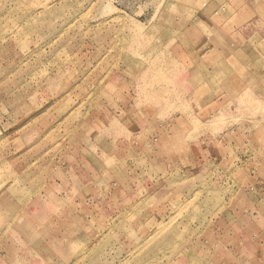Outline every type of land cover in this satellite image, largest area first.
I'll return each instance as SVG.
<instances>
[{
	"label": "rangeland",
	"instance_id": "obj_1",
	"mask_svg": "<svg viewBox=\"0 0 264 264\" xmlns=\"http://www.w3.org/2000/svg\"><path fill=\"white\" fill-rule=\"evenodd\" d=\"M0 264H264V0H0Z\"/></svg>",
	"mask_w": 264,
	"mask_h": 264
}]
</instances>
